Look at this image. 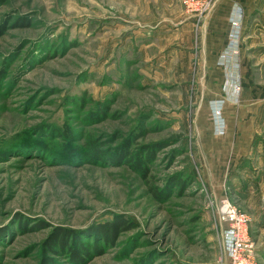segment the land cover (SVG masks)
I'll list each match as a JSON object with an SVG mask.
<instances>
[{"label":"rangeland","instance_id":"374dc122","mask_svg":"<svg viewBox=\"0 0 264 264\" xmlns=\"http://www.w3.org/2000/svg\"><path fill=\"white\" fill-rule=\"evenodd\" d=\"M243 22L221 42L181 0H0V264H229L224 203L264 264V31Z\"/></svg>","mask_w":264,"mask_h":264},{"label":"built area","instance_id":"2783aa9c","mask_svg":"<svg viewBox=\"0 0 264 264\" xmlns=\"http://www.w3.org/2000/svg\"><path fill=\"white\" fill-rule=\"evenodd\" d=\"M217 0H181L188 15L204 18L215 6ZM219 221L225 225L226 251L229 264H254V244L248 228L250 218L243 212L224 203L219 210Z\"/></svg>","mask_w":264,"mask_h":264},{"label":"crops","instance_id":"0c3cea01","mask_svg":"<svg viewBox=\"0 0 264 264\" xmlns=\"http://www.w3.org/2000/svg\"><path fill=\"white\" fill-rule=\"evenodd\" d=\"M239 14L244 18L243 26L245 28L253 29L256 24L255 27L259 26L264 31V0H217L214 8L203 18L202 29L204 28L208 34L213 32L212 34L220 36L221 42H224L229 27V17L232 16L233 19H236ZM253 18L257 19L256 23L254 21L249 25V20ZM160 29L153 30L156 32L153 34L154 37L163 34L165 29ZM169 49V52H172L169 55L172 59L174 48L172 46Z\"/></svg>","mask_w":264,"mask_h":264},{"label":"trees","instance_id":"16d2710c","mask_svg":"<svg viewBox=\"0 0 264 264\" xmlns=\"http://www.w3.org/2000/svg\"><path fill=\"white\" fill-rule=\"evenodd\" d=\"M126 225V222L122 218L116 217L114 220L99 226L98 229L102 231L104 235H107V238H109L112 234H116L118 231L125 229Z\"/></svg>","mask_w":264,"mask_h":264},{"label":"bare ground","instance_id":"6f19581e","mask_svg":"<svg viewBox=\"0 0 264 264\" xmlns=\"http://www.w3.org/2000/svg\"><path fill=\"white\" fill-rule=\"evenodd\" d=\"M219 110V109H218Z\"/></svg>","mask_w":264,"mask_h":264}]
</instances>
